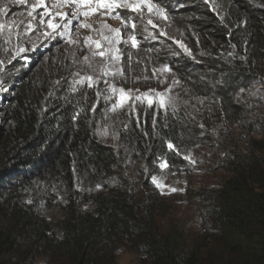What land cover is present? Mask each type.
<instances>
[{"label":"trees","instance_id":"1","mask_svg":"<svg viewBox=\"0 0 264 264\" xmlns=\"http://www.w3.org/2000/svg\"><path fill=\"white\" fill-rule=\"evenodd\" d=\"M152 1L188 50L138 42L143 67L170 69L166 107L113 110L69 60L7 67L0 264H116L121 249L139 264H264V0ZM215 142L225 176L186 187L190 222L152 177Z\"/></svg>","mask_w":264,"mask_h":264},{"label":"rangeland","instance_id":"2","mask_svg":"<svg viewBox=\"0 0 264 264\" xmlns=\"http://www.w3.org/2000/svg\"><path fill=\"white\" fill-rule=\"evenodd\" d=\"M162 1V0H161ZM165 4H172L176 0H163ZM37 0H27L24 4L10 3L9 0H0V7H6L7 13L0 14V24L4 27L0 29V128L5 127L4 111L7 105L9 91L6 88L5 80L7 78V67L16 62L23 63L29 60V57L43 56L45 59L51 60H69L72 64L75 81L79 80L81 76L91 75L94 79H99L100 82L94 86L100 87L104 92V100H108L113 105L118 101L119 94H113L109 90V85H115L116 88H123L129 95V99L124 103L123 107L131 108L137 101L135 96H143L147 93L148 96L144 99L159 101L156 93L164 94L167 92L170 85V78L168 72L164 68L151 67L149 70L143 67L140 62L141 53L138 52L137 47L131 46L130 33L132 29L129 26L124 28L119 19H113L101 13L106 10L100 9L98 12L85 18L83 16L71 19V24H68L67 19L61 20L56 15L57 12L70 13L71 8L61 5L60 7H53L58 0H45L42 7H33ZM152 3L155 5L154 1ZM160 10L158 6L155 5ZM126 12L125 14L121 13ZM31 12V16L29 13ZM119 13L125 18H131L136 24L135 38L138 42L142 40L150 43L158 44L162 42L163 38H172L173 35L169 33L171 30V22L166 18L158 17L155 13H149L147 8L143 9V16L133 13L130 10L116 9L113 15ZM71 18V17H69ZM152 24L148 23V20ZM52 20L61 26L53 31L48 27V21ZM84 21L92 24L93 28L98 29L102 23H107L112 28H120L121 43L116 44L115 47L119 49L121 55L120 61H111L108 57L92 56V51L96 50L93 45L90 49L85 45V37H92L99 39L96 31L87 28H79V22ZM67 25L68 31L65 34ZM155 25V26H153ZM106 35H114L105 31ZM176 43L182 49H187L185 42L178 37H173ZM69 40L76 41V43H68ZM141 40V41H140ZM123 41H127L124 43ZM146 56L145 54H143ZM88 57L85 62L84 57ZM91 65V66H89ZM105 68L108 75H102L101 69ZM118 69L123 70V75H111ZM79 73V75H77ZM148 75L152 76L150 78ZM145 76L144 79L142 77ZM154 79V80H153ZM138 80H143L142 85L138 86ZM107 81V83H104ZM86 83V82H85ZM151 87V90L145 88ZM128 90H131L129 93ZM106 97H111L106 99ZM103 98V97H101ZM159 104V103H158ZM118 107L117 109L123 108ZM109 133V131H108ZM254 138L259 140L264 138V134H256ZM216 142L210 143L208 147L203 149L188 151L185 157V169L180 175H164L159 173L154 175L158 181H162L164 187L158 188L156 184L154 187L159 194L168 202L174 203L177 206L178 212L187 220L192 222L190 210L184 201L181 200L186 187L189 185L197 188L201 185H216L219 180L225 176L221 172L217 161ZM194 161V163H193ZM161 168V167H160ZM162 171V168L161 170ZM153 182V181H152ZM175 188L177 191L173 192L170 189ZM40 264V260L37 262ZM116 264H139L135 253L126 249H121L116 255Z\"/></svg>","mask_w":264,"mask_h":264},{"label":"snow or ice","instance_id":"3","mask_svg":"<svg viewBox=\"0 0 264 264\" xmlns=\"http://www.w3.org/2000/svg\"><path fill=\"white\" fill-rule=\"evenodd\" d=\"M10 3H17V4H24L27 2V0H9ZM45 4V0H37L36 4L33 5V7H42ZM61 5L68 6L72 10L70 13H61L57 12L56 15L61 18V20L67 19L68 24H71V19H75L77 17L83 16L85 18L89 17L90 15L98 12L100 9L106 10L105 12L101 13V15H106L113 19H119L121 21V24L124 28H128L129 26L133 30L132 33H130L131 38V46L132 47H138V41L135 38V29L136 24L134 21L131 20V18L125 19V17L121 16L118 12L113 15L116 9H125L130 10L133 13H137L139 16H143V9L147 8L148 12L151 14L155 11L156 15L158 17L166 18V15L161 10L157 9L155 5L152 3V0H58L57 4L53 5V7H60ZM7 8L6 7H0V14H6ZM31 16V12L29 13ZM71 17V18H69ZM149 24H152V21L148 20ZM61 25L58 23H54L52 20L48 21V27L53 29L55 31L58 29ZM67 34L68 28L67 25H64ZM155 26V25H153ZM4 27L3 24H0V29ZM79 28H87L91 29L93 31H96L99 35V39H93L92 37H85V45L88 46L90 49L92 46H95L96 50L92 51V56H100V57H108L111 61H120L121 55L119 53V49L115 47L116 44L121 43V31L120 28H112L107 23H102L100 25V28L95 29L93 28L92 24L86 23L84 21H80ZM105 31L108 33H113L114 35H106ZM124 43H127V41H123ZM68 43H76V41L69 40ZM183 47V45H181ZM185 51H188L185 49ZM85 62L88 61V57H84ZM91 66V65H89ZM165 71H170L167 67H165ZM102 75H108L109 73L105 68L101 69ZM123 75V70L118 69L116 72L111 73V75ZM79 75V73H77ZM87 83L88 87H93L94 84L99 83V79H94L93 76H81L79 80H76L75 83L78 84H84ZM104 83H107V81H104ZM109 90L111 93L119 94L118 101L114 102L112 105L113 110H115L118 107H123L124 103L127 102V100L130 98L128 93L125 92L123 88H116L115 85H109ZM154 91V90H151ZM130 93L131 90H128ZM100 93H98L99 95ZM148 94H143V97H147ZM156 96L159 97V106L160 107H166L165 101L163 99L162 93H156ZM111 97H106V99H110ZM135 101H141V96H135ZM154 101L152 99H148V105L151 107L153 105ZM169 150L174 149V145L172 143L168 144ZM185 159H190L189 157H185ZM194 163V161H193ZM168 165L167 163H162L160 167L166 168ZM152 181L158 188H163L164 185L162 181H158L156 177H152ZM170 191H177V189L172 188Z\"/></svg>","mask_w":264,"mask_h":264}]
</instances>
